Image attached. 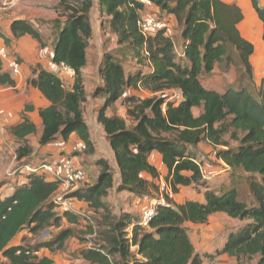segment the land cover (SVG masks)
<instances>
[{
	"label": "trees",
	"instance_id": "16d2710c",
	"mask_svg": "<svg viewBox=\"0 0 264 264\" xmlns=\"http://www.w3.org/2000/svg\"><path fill=\"white\" fill-rule=\"evenodd\" d=\"M148 1L182 24L180 58L167 28L153 36L142 34L139 22L146 9L142 1L98 0L102 13L110 18L118 43L129 45L137 58L149 63V73L127 76L121 64L108 57L101 71L104 86L97 94L103 96L105 103L98 121L115 152L120 172L117 191L151 198L160 179L158 169L150 162L152 153L157 152L167 170L165 181L174 193L185 187H204L205 202L176 204L166 198L165 203L158 204L147 227L135 215L126 213L117 217L103 201L115 188L114 171L107 160L101 159L98 161L101 173L94 185L73 194L101 216L98 231L92 227L89 231L98 237L96 245L83 251L82 258L89 264H204L186 225H205L213 215L221 213L245 224L228 236L216 256L227 255L240 264L259 257L258 264H264V79L256 84L251 64L255 47L238 29L243 12L237 4L222 0ZM251 1L264 25V3ZM74 3L79 7H73ZM59 6L70 15L59 31L52 63L72 69L74 81L71 89H67L56 73L41 67L33 70L29 84L49 103L38 112L43 126L39 143L46 147L59 138L67 143L75 134L93 154L94 145L82 109L86 100L82 71L87 66L93 33L89 15L94 0H59ZM10 31L11 36L0 32L7 47L27 36L42 44L39 31L27 20L13 21ZM237 62L244 71L238 89L220 93L202 84L201 79L212 75L216 65L236 67ZM15 86L14 78L0 66V87ZM141 86L154 93L176 90L179 100L129 99L134 103L128 112L135 122L133 128H128L120 117L106 115L128 89ZM195 109L201 110L198 116ZM25 111L32 113L35 109L30 106ZM36 132V124L26 114L9 128V135L18 146L15 154L19 167L30 164L34 151L28 138ZM228 134L236 147L225 141ZM202 143L214 149L216 160L222 161L233 175L242 172L247 176L249 197H242L236 187L219 192L209 189L203 180L198 153ZM143 174L153 181L146 180ZM58 192L57 182L31 173L22 182H16L11 195L0 200V262L5 259L9 264H55L49 257H38V253L42 248L50 252L63 250L74 235L72 230L62 231L56 239L34 249L26 245V237L18 246L13 242L24 231L36 235L59 226L63 219L70 225L81 222L78 213L59 215L53 202Z\"/></svg>",
	"mask_w": 264,
	"mask_h": 264
},
{
	"label": "rangeland",
	"instance_id": "374dc122",
	"mask_svg": "<svg viewBox=\"0 0 264 264\" xmlns=\"http://www.w3.org/2000/svg\"><path fill=\"white\" fill-rule=\"evenodd\" d=\"M139 1H144L146 5L142 18L155 17L166 26L169 35L174 39L176 53L178 58H180L183 54V42L181 38L183 30L182 24L178 23L175 17H169L167 14L161 13L148 0ZM73 7H79V4L74 3ZM14 15L23 16L30 20L34 28L39 31L42 44L32 38H27L22 43H14L8 46L9 51L18 57L22 61V64L27 67L29 74L27 80L25 71L23 79L15 78V87H3V89H0V103L6 96H14V99L6 105L3 106V104H0V140L2 141L3 139L6 144V146L3 144V150H0V173L5 166H9V172L5 175V179L0 180V200L9 192L13 180L19 182L24 179L18 176L20 167L14 155L18 146L14 145V140L8 134L9 128L18 124L23 115H25L26 107H34V105L41 106L43 97L29 84V81L33 78V70L41 67L56 73L62 79L67 89H71L74 81L73 77L67 74L63 68H56L52 63L53 50L59 31L66 23L70 12H67L59 6V0H23L18 8L16 7L15 9L7 11L2 9L0 2L1 33L3 31L2 28L12 22ZM89 16L93 33L87 50V66L82 71L83 85L86 93V100L82 104V109L94 147L93 154H90L87 150L85 153L76 155L80 164L89 173L81 189L84 190L94 185L101 173V167L98 165V161L101 159L107 160L114 171L115 188L103 200L104 203L109 207L113 215L117 217H121L127 213L141 218L144 211L141 207L142 202L137 201V197L129 192L117 191V185L120 182V172L115 160V152L110 147L104 128L98 121L99 112L103 108L105 100L101 94L98 95L97 93L99 88L104 86L101 71L104 68L106 58L112 57L116 62L120 63L127 76L149 73V63L145 59L137 58L129 45H120L118 43V36L110 27V18L102 13L98 5V0H94V6ZM237 65L236 67H226L225 64L216 65L212 75L201 79L202 84L206 88L216 90L220 93H224L228 89H238L244 71L239 63ZM246 82L247 80L244 79L243 83L245 84ZM21 85L22 87H20ZM154 97L175 102L179 100V93L176 90L154 93L152 90L142 86L136 89H128L124 97L106 111V115L108 117H120L126 121L128 128H133L135 122L129 116L128 112L133 109L134 103L130 102L129 99L134 98L137 101H143ZM14 106L16 110L12 113V107ZM200 112V109L194 110L196 116ZM32 120L36 123L37 132L28 138V143L34 151L30 157V162L34 165H39L41 162L58 156L59 150H68L80 140L75 135L70 142L66 143L59 138L49 148L42 147L39 143L43 130L42 123L37 116H34ZM163 136L170 137L172 135L164 134ZM225 141L232 148L237 146V143L230 139L229 134L225 136ZM7 144L11 146V149L8 148ZM202 147L203 149H200L201 152L198 151L200 160L202 161V167L203 169H207L208 174L213 177L211 180L206 181L209 189L219 192L222 189L236 187L242 197H249L251 191L247 176L242 172H236L233 175L232 171L229 172L226 165L216 160L215 152L212 148L206 143ZM220 170H224V172L218 174ZM158 171L160 177H162L160 179L164 180L167 177L165 166L159 165ZM214 173L216 174L215 176H213ZM160 179L156 182L157 188L153 192L154 195H160ZM205 190L206 188L199 186L185 187L181 188L180 195H185V201L193 197L199 201V196L202 198ZM74 201L76 202L78 215L82 218L78 225H70L66 219H63L59 226H51L36 235H29L27 231L24 234V237H26V245L34 249L42 243L56 239L66 229L74 232L73 237L66 242L63 250L50 252L42 248L38 253V257H49L55 264H89L82 258V254L83 251L96 245L98 237L95 234H90L89 231L91 227L94 231H98V222L101 221V216L98 212L91 209L88 203L82 202L78 198ZM244 224L239 220L231 219L227 215L220 213L213 215L209 219V222L203 226L188 225L187 229L196 251L200 249L199 252L203 253L200 255L203 257L204 264H215V259L218 257L216 256V251L219 250L217 248L227 241L228 236L232 232L239 230ZM18 241L20 242V240ZM208 252L211 254H208ZM206 255H212L213 258H207ZM233 261L236 260L233 259ZM258 263L259 257H254L252 260H244L241 264ZM0 264H9V262L3 259Z\"/></svg>",
	"mask_w": 264,
	"mask_h": 264
},
{
	"label": "built area",
	"instance_id": "2783aa9c",
	"mask_svg": "<svg viewBox=\"0 0 264 264\" xmlns=\"http://www.w3.org/2000/svg\"><path fill=\"white\" fill-rule=\"evenodd\" d=\"M22 1L23 0H0L1 7L4 11L15 9ZM139 27L144 36H153L160 30L166 28V26L155 17L141 18ZM0 66L3 71L10 74L12 77L19 78L20 80L23 79L24 68L22 61L13 55L2 42H0ZM59 67L63 68L67 74L74 79V71L72 69L64 65L58 66V68ZM64 86L66 87L65 84ZM87 150V145L82 140H79L68 150H62L61 154L58 156L52 157L39 165L28 164L20 167L18 176L24 178L26 175L35 173L44 176L47 181L57 182L59 184V192L53 198L57 210L60 213H78L76 202L74 201L76 198L73 194L81 190L89 173L88 170L80 164L76 155L85 153ZM201 171L205 182L213 178L208 174V170L203 169L202 166ZM223 172L224 170H220L218 174ZM159 191L160 196L151 201L149 208L144 211L141 217V222L144 227L148 226L149 221L155 214L158 204H163L166 202V198L173 199L176 195L165 179H160Z\"/></svg>",
	"mask_w": 264,
	"mask_h": 264
},
{
	"label": "crops",
	"instance_id": "0c3cea01",
	"mask_svg": "<svg viewBox=\"0 0 264 264\" xmlns=\"http://www.w3.org/2000/svg\"><path fill=\"white\" fill-rule=\"evenodd\" d=\"M222 1L225 2V3H228V4H237L241 8V10L243 12V16L244 17H243L242 22L238 25V29H239L240 34L242 35V37L245 40H247L248 42L252 43L254 45V47H255V54H254V56L251 59V64H252L253 69H254L255 82H256V84H260L261 81L264 79V40H263L264 25L261 22V20L259 19L256 11L254 10V7L252 5V1L251 0H222ZM258 1H259L260 4H263L264 3V0H258ZM15 20H27V21L30 22V20L28 18H26V17H23V16H15L14 15V19L12 20V22L15 21ZM12 22H10L6 27H3L2 28L3 29L2 33L6 34L8 36H11L10 26H11ZM27 38H31V37L27 36V37L22 38L21 40H19L17 42H13L12 44H14V43L15 44L22 43ZM0 42H2L1 39H0ZM23 67H24V71H25V75H26V80H27V76L29 74V71H28V69H27V67L25 65H23ZM56 68H58V66H56ZM14 80H15V78H14ZM20 87H22V85ZM0 89H3V87H0ZM34 90L37 91V92H39L36 89H34ZM13 99H14V96H11V95H9V97L6 96L5 99L1 100V103L0 104H3V106H4V105H6L8 102H10ZM48 104L49 103L43 98V100L41 101V106L34 105L35 111L32 112V113L25 112V114L31 120H32V118H34V116L39 117V115H38L39 110L42 109V108L47 107ZM12 110L13 111H11V112L14 113V110H16L15 106L12 107ZM9 137L12 140H14L10 135H9ZM74 137H75V134H73L71 136V138H70V140L68 142H70ZM3 141H4L3 139H2V141L0 140V150L1 149L3 150V144L6 146L5 141H4V143H3ZM203 144H205V143H202V144L199 145V147H198V151L199 152H201L200 149L201 150L203 149V147H202ZM14 145H17L15 143V141H14ZM7 146H8L9 149H11V146L9 144H7ZM208 146L210 148H212L210 145H208ZM49 147H50V145L49 146H46V148H49ZM61 152H62V150H59V154ZM14 155H15V158H16V154H14ZM24 160H26V159H24ZM150 162L157 169L159 168V165H164L163 164V161H162L161 155L158 154L157 152L152 153ZM219 162L222 163V164H224L222 161H219ZM30 164L31 165H34L32 162H30ZM8 169H9V166H5L4 167L3 171L0 173V178L2 177L0 180H2L3 178L5 179V175L8 174V172H9ZM214 175H216V174L214 173ZM143 177L146 180L153 181L152 178L148 174H143ZM160 178H162V177H160ZM22 181H23V179L21 180V182ZM15 185H16V181L13 180V184L10 185L9 192L1 200H3L4 198H6L7 196H9V195H11L13 193ZM159 196L160 195H154L152 193V197L151 198H149V197H144V198L137 197V201L142 202V206L141 207L145 211V210H147L149 208L151 201L154 200V199H156V198H158ZM199 199L200 200L198 202H200V203H204L205 202L204 195H203L202 198L199 196ZM172 201L174 203H176V204H184L186 202L185 201V195H180V192H179L178 194L175 195V197L172 199ZM187 201H197V199H195L193 197L191 199H188ZM144 211H143V213H144ZM188 225H194V224L188 223L187 226H186L187 228H188ZM198 226H203V225H198ZM24 234H26V231L22 232L14 240L13 245L18 246V245L22 244V239L24 237ZM18 240H20V242ZM224 244L225 243H223L222 245H220L217 249H219V250L222 249V247L224 246ZM199 251H200V249L197 250V252L199 254H203L202 252H199ZM208 254H211V253L208 252ZM215 261H216L215 264H237L236 261H233V259L230 258L227 255L218 256L215 259Z\"/></svg>",
	"mask_w": 264,
	"mask_h": 264
}]
</instances>
